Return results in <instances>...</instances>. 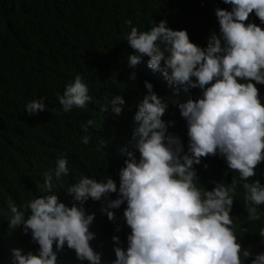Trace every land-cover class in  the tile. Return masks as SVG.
<instances>
[{"label": "clouds", "instance_id": "1", "mask_svg": "<svg viewBox=\"0 0 264 264\" xmlns=\"http://www.w3.org/2000/svg\"><path fill=\"white\" fill-rule=\"evenodd\" d=\"M223 2L231 8L216 9L220 30L210 34L206 47L192 42L187 30L169 27L166 19L152 22L148 30L132 27L125 37L134 50L129 68L147 56V66L161 72L169 86L200 90L197 98L178 103L187 122L183 142L168 131L173 122L162 119L173 98L159 96L145 80L146 93L133 115V150L121 148L127 158L119 170V187L110 175L102 180L82 176L66 188L73 201L66 204L53 191L54 181L63 186L61 178L69 175L67 158H58L55 168L43 173L45 194L29 200L25 209L7 201L9 229L22 227L39 245L35 252L13 248L11 264H62L58 254L65 246L77 261L101 264V253L90 243L96 233L90 230L95 213L85 208L89 199L107 200L102 211L110 221L116 220L111 209L123 207L110 264H264V252L253 256L242 250L243 239L230 215L237 185H242L247 221H261L264 211V184L253 179L264 166V97L256 86L264 84V0ZM136 78L132 72L128 79ZM91 99L80 75L58 95L65 113L86 109ZM44 101L32 99L25 110L29 115L43 112ZM109 104L119 115L125 99L116 94L101 111ZM89 126L98 128L97 121L89 118L82 125L85 131ZM89 141L87 135L82 139L85 145ZM217 155L233 177L230 184L212 181L209 190L199 183L195 165ZM111 193L117 198L108 199ZM258 231L264 238V227Z\"/></svg>", "mask_w": 264, "mask_h": 264}, {"label": "trees", "instance_id": "2", "mask_svg": "<svg viewBox=\"0 0 264 264\" xmlns=\"http://www.w3.org/2000/svg\"><path fill=\"white\" fill-rule=\"evenodd\" d=\"M218 7L231 8L223 0H0V264H11L13 248L38 250L31 233L25 234L22 227L9 229L7 201L25 209L29 200L45 194L43 173L54 169L58 158H67L69 175L61 178L63 186L54 181L53 191L66 204L73 202L66 188L82 176L102 180L110 175L119 187V170L127 158L121 148L133 150V115L146 93L145 80L159 96L173 98L162 119L173 122L168 131L183 142L187 122L178 103L197 98L200 90L177 91L169 86L161 72L147 66V56L129 68L134 50L125 37L132 27L148 30L152 22L166 19L169 27L187 30L192 42L206 47L210 34L220 30ZM132 72L135 81L128 79ZM77 75L88 85L92 99L86 109L65 113L58 95ZM256 86L264 97V84ZM116 94L125 99L121 113H113L110 104L101 111ZM41 97L45 110L29 115L25 105ZM89 118L97 121L98 128L89 126L85 131L82 125ZM85 135L90 137L87 145L82 143ZM195 167L199 183L209 190L214 180L232 181L233 172L218 155L202 158ZM253 179L264 184V166ZM243 194L242 185H237L230 215L243 239L242 250L247 248L255 256L264 252V238L258 231L264 227V211L261 221H247ZM116 198L117 193L109 194L108 199ZM105 207L107 200L85 203L86 211L95 213L90 230L96 236L90 243L101 253V264H110L112 237L122 231L123 207L111 209L115 221L102 211ZM240 226L252 231L241 233ZM58 260L88 264L77 261L66 246Z\"/></svg>", "mask_w": 264, "mask_h": 264}, {"label": "bare ground", "instance_id": "3", "mask_svg": "<svg viewBox=\"0 0 264 264\" xmlns=\"http://www.w3.org/2000/svg\"><path fill=\"white\" fill-rule=\"evenodd\" d=\"M131 230V229H130ZM108 255H110V254H108Z\"/></svg>", "mask_w": 264, "mask_h": 264}]
</instances>
